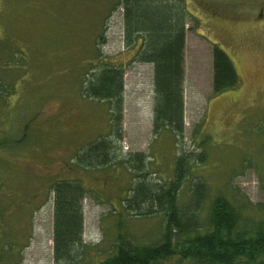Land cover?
Wrapping results in <instances>:
<instances>
[{
  "label": "rangeland",
  "instance_id": "obj_1",
  "mask_svg": "<svg viewBox=\"0 0 264 264\" xmlns=\"http://www.w3.org/2000/svg\"><path fill=\"white\" fill-rule=\"evenodd\" d=\"M183 2L189 12L183 132L174 138L152 129L151 64L133 60V48H126L117 0H0V138H11L0 145V264H56L49 186L63 176L88 190L81 201L84 242L113 239L117 223L135 243L158 239L160 212L118 214L140 171L72 162L95 137L114 139L110 105L79 89L100 61L123 71L122 137L115 142L121 158L143 153L147 179L167 182L177 155L203 153L186 179L206 181V202L216 193L264 202V0ZM213 43L238 74L234 87L218 93L212 91Z\"/></svg>",
  "mask_w": 264,
  "mask_h": 264
},
{
  "label": "trees",
  "instance_id": "obj_2",
  "mask_svg": "<svg viewBox=\"0 0 264 264\" xmlns=\"http://www.w3.org/2000/svg\"><path fill=\"white\" fill-rule=\"evenodd\" d=\"M116 4L122 9L123 42L126 48H133V60L152 64V129L155 134L167 130L179 138L183 132V52L189 12L183 0H117ZM211 57L213 93L234 87L238 74L230 56L213 43ZM4 63L0 55V70ZM99 64L90 68L91 76L79 89L82 97L110 105L108 122L114 139L111 134L95 137L74 152L72 162L85 168L119 163L140 171L120 200L122 211L118 214L160 212L163 221L158 239L152 242H133L118 223L113 239L104 235L97 243L84 242L81 201L88 190L78 179L57 177L49 186L56 264H164L169 258L177 264H264V202L223 193L206 202V181L186 179L193 173V165L203 163V153L177 155L173 177L167 182L147 179L143 153L119 156L115 142L122 137L123 71L121 65ZM3 83L0 76V101L4 99ZM25 136L23 127L19 140ZM4 138L0 145L11 139Z\"/></svg>",
  "mask_w": 264,
  "mask_h": 264
},
{
  "label": "crops",
  "instance_id": "obj_3",
  "mask_svg": "<svg viewBox=\"0 0 264 264\" xmlns=\"http://www.w3.org/2000/svg\"><path fill=\"white\" fill-rule=\"evenodd\" d=\"M151 69H152V64H151ZM151 77H152V73H151ZM151 91H152V95H153V86H151Z\"/></svg>",
  "mask_w": 264,
  "mask_h": 264
}]
</instances>
